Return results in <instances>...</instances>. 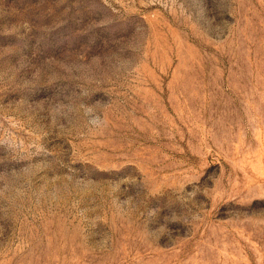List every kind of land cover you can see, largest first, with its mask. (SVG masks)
<instances>
[{"label": "rangeland", "instance_id": "rangeland-1", "mask_svg": "<svg viewBox=\"0 0 264 264\" xmlns=\"http://www.w3.org/2000/svg\"><path fill=\"white\" fill-rule=\"evenodd\" d=\"M0 264H264V0H0Z\"/></svg>", "mask_w": 264, "mask_h": 264}]
</instances>
